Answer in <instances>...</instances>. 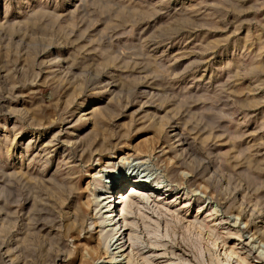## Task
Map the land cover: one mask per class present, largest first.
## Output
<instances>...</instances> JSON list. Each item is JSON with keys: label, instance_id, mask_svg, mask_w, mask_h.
I'll list each match as a JSON object with an SVG mask.
<instances>
[{"label": "rangeland", "instance_id": "1", "mask_svg": "<svg viewBox=\"0 0 264 264\" xmlns=\"http://www.w3.org/2000/svg\"><path fill=\"white\" fill-rule=\"evenodd\" d=\"M127 168L137 264L264 237V0H0V264H83Z\"/></svg>", "mask_w": 264, "mask_h": 264}, {"label": "bare ground", "instance_id": "2", "mask_svg": "<svg viewBox=\"0 0 264 264\" xmlns=\"http://www.w3.org/2000/svg\"><path fill=\"white\" fill-rule=\"evenodd\" d=\"M140 158H142V156L133 153H126L124 157H120V159H132L136 161ZM136 163H142V161ZM110 177L112 178V188H115V190L118 191V195L113 198L114 200H112V202L114 203V206H112V208L109 206V202L105 203L106 199L108 198L104 193L99 194V196L97 197L96 203L97 205H102L101 209L103 210L102 214H100L99 216L98 223L96 224L97 227H100V229L98 230V232H100V238L99 242H97L94 247L82 249L81 258L83 264H137L134 255L133 243L127 242L131 240L130 235L126 236V230L128 228H125V224L120 225L126 220L124 217H120V215L122 216V213H120V211L122 212L125 204H127V201L124 197L125 194L121 192V189L127 181H129L130 183L129 188L131 189V191H136L139 188L142 189L144 188V186H146V184L142 185L141 182H139V180L133 176V170H129V168L126 169L125 173L119 171L117 172V174H113ZM151 190L156 191L155 188H146L145 192H147L148 195H151ZM133 197L134 196L128 197V201L134 203ZM120 204H123V206H120L121 208H118V205ZM198 208V211H200V207ZM203 210H201V212H203ZM210 210V212L208 211V216H213V220H222V218H218L219 216H217V212L214 211L213 207ZM115 216L118 220H114ZM221 223V221H217V223H215L214 225H218ZM188 225L197 229H203L204 227H206V224L202 221L189 222ZM263 238L264 237L262 234L261 236L259 235L257 237L250 235L249 238H247L248 240L243 243L242 247L245 248L244 253H246V255L243 256V253L240 254V252L236 251L233 247H225V244L223 243V255L225 256V258L221 259V264H251L247 258V255H251L257 261H264ZM215 239L217 240L218 238L215 237Z\"/></svg>", "mask_w": 264, "mask_h": 264}]
</instances>
